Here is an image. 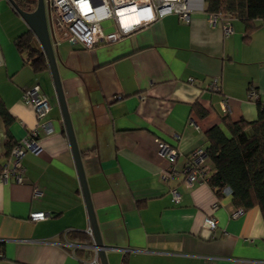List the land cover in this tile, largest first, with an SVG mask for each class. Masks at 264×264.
<instances>
[{
	"label": "crops",
	"instance_id": "crops-1",
	"mask_svg": "<svg viewBox=\"0 0 264 264\" xmlns=\"http://www.w3.org/2000/svg\"><path fill=\"white\" fill-rule=\"evenodd\" d=\"M6 6L0 5V98L14 120L9 131L19 141L39 124L21 100L25 89L39 85L50 102L40 123H51L54 132L40 134L39 153L21 159V182H0V264H88L92 251L75 255L59 245L70 242L68 234L84 233L88 216L49 70L34 73L23 64L13 40L28 29L1 20L11 14ZM206 16L196 10L182 24L169 15L92 49L62 39L54 48L107 264H205L208 258L264 264L258 208L233 217L230 194L217 198L207 183L189 186L183 176L161 179L168 163L157 142L175 148L182 166L207 147L206 130H224L225 117L253 122L256 100L264 104V24L246 35L243 22L229 18L232 33L225 36L221 21L212 27ZM104 27L111 31L109 23ZM213 80L220 92L207 90ZM3 143L2 133L0 154ZM39 212L47 218L29 219ZM207 216L217 222L214 231L203 226Z\"/></svg>",
	"mask_w": 264,
	"mask_h": 264
},
{
	"label": "built area",
	"instance_id": "built-area-1",
	"mask_svg": "<svg viewBox=\"0 0 264 264\" xmlns=\"http://www.w3.org/2000/svg\"><path fill=\"white\" fill-rule=\"evenodd\" d=\"M44 4L48 34L53 49L61 39L71 46H79L83 49H92L99 43L113 44L133 31L149 26L166 16L174 15L180 23L187 24L194 11L204 10V0H44ZM206 17L209 26L212 27L217 21H221L225 36L232 33L231 24L227 21L229 18L226 15L207 14ZM105 23L111 25V31H107L104 27ZM189 82L192 81L189 80ZM207 90L220 92L218 81L213 80ZM249 97L255 101L257 95L251 91ZM21 100L33 109L39 124L13 147L10 158L3 172L0 173V182H8L11 179L17 183L21 182L23 174L21 159L27 152L39 153L41 150L40 134L46 137L54 132L51 123H40L50 111V102L39 85L25 89ZM157 149L159 156L168 163L161 175L162 181L167 182L176 176H183V182L189 186L194 183H207L211 170L205 165L207 157L203 147L195 149L182 166L176 165L178 152L175 148L157 142ZM169 193L173 203L179 202L180 195L176 189H170ZM222 194L229 195V189H223ZM216 207L217 204H214L213 210ZM241 214L242 211L236 210L233 217ZM46 218L47 216L42 212L29 215L31 221H42ZM203 226L214 231L217 222L212 216H207L203 220ZM84 233L90 239L89 246L67 241L59 245L71 253L77 249H88L93 253L88 264H100L90 224ZM1 259L2 255H0V262ZM205 264H215V260L208 258Z\"/></svg>",
	"mask_w": 264,
	"mask_h": 264
},
{
	"label": "trees",
	"instance_id": "trees-1",
	"mask_svg": "<svg viewBox=\"0 0 264 264\" xmlns=\"http://www.w3.org/2000/svg\"><path fill=\"white\" fill-rule=\"evenodd\" d=\"M7 1L9 3L13 1L21 11L27 13L33 11L32 6L35 2ZM11 8L16 13L12 5ZM204 11L206 14L221 13L228 18L240 20L245 26L246 35L257 28L255 23L264 24V0H204ZM13 43L23 64L32 72L48 71L47 60L29 30L15 37ZM255 103L257 110L255 121L247 122L240 119L233 122L229 117H225L221 120L224 130L218 126L206 130L207 147L204 150L207 161L213 168L207 185L215 196L221 198L222 190L229 189L235 208L242 213L258 208L264 224V104L257 100ZM13 122L0 98V123L4 136V152L0 154V173L10 158L11 150L18 143L9 131ZM3 160H6L4 165ZM68 240L73 243L77 241L82 246L90 245V239L85 233L68 234ZM79 251L75 250L73 253L79 255Z\"/></svg>",
	"mask_w": 264,
	"mask_h": 264
},
{
	"label": "water",
	"instance_id": "water-1",
	"mask_svg": "<svg viewBox=\"0 0 264 264\" xmlns=\"http://www.w3.org/2000/svg\"><path fill=\"white\" fill-rule=\"evenodd\" d=\"M10 4L12 5L16 13L19 15L20 19L26 24L28 30L34 35L47 60L48 70L52 79V84L54 87L58 106L60 108L65 133L69 142L70 150L75 164V170L77 173L81 194L84 200L88 221L92 229L94 246L97 250L100 264H107L105 256L106 248L101 242L97 223L93 214V209L91 206L89 192L87 189V184L81 163V156L78 151L77 144L71 128V123L55 62V53L54 49L52 48L50 37L48 34L44 0H36L35 9L29 13L21 11L13 1H10Z\"/></svg>",
	"mask_w": 264,
	"mask_h": 264
},
{
	"label": "rangeland",
	"instance_id": "rangeland-1",
	"mask_svg": "<svg viewBox=\"0 0 264 264\" xmlns=\"http://www.w3.org/2000/svg\"><path fill=\"white\" fill-rule=\"evenodd\" d=\"M34 4L32 6V9L34 10L35 7H36V0H34ZM6 3V4H5ZM7 5L6 7H9L10 4H7L6 0H0V5ZM1 12V11H0ZM10 13L11 14H8V15H4V16H1V20H5L7 22L8 25H12L14 27H22V32L26 31L27 26L26 24L20 19V17L16 16L14 14V12H12L11 8H10ZM1 15V14H0ZM1 137H2V133L0 131V140H1Z\"/></svg>",
	"mask_w": 264,
	"mask_h": 264
}]
</instances>
